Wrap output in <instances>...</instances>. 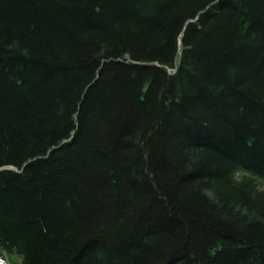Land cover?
Wrapping results in <instances>:
<instances>
[{
  "label": "trees",
  "instance_id": "16d2710c",
  "mask_svg": "<svg viewBox=\"0 0 264 264\" xmlns=\"http://www.w3.org/2000/svg\"><path fill=\"white\" fill-rule=\"evenodd\" d=\"M264 0H0V264H264Z\"/></svg>",
  "mask_w": 264,
  "mask_h": 264
},
{
  "label": "rangeland",
  "instance_id": "374dc122",
  "mask_svg": "<svg viewBox=\"0 0 264 264\" xmlns=\"http://www.w3.org/2000/svg\"><path fill=\"white\" fill-rule=\"evenodd\" d=\"M259 189H262V190H264V183H262V184H259Z\"/></svg>",
  "mask_w": 264,
  "mask_h": 264
}]
</instances>
